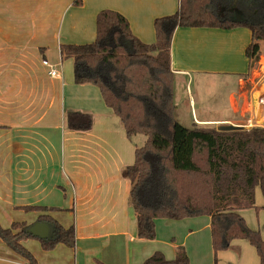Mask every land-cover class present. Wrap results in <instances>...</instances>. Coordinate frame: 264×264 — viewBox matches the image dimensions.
I'll return each mask as SVG.
<instances>
[{"label": "crops", "instance_id": "crops-1", "mask_svg": "<svg viewBox=\"0 0 264 264\" xmlns=\"http://www.w3.org/2000/svg\"><path fill=\"white\" fill-rule=\"evenodd\" d=\"M178 8L179 0H0V224L29 228L50 216L76 232L74 248L59 244L45 251L39 240H24L38 264H143L155 252L174 260L178 246L190 264H214L207 216L157 219L155 239H139L123 171L147 137L129 139L100 90L75 84L73 60H63L60 51L93 42L97 15L105 9L126 17L141 42L154 44L155 20ZM251 41L247 27L176 29L170 58L181 123L264 128V52L261 42L251 68ZM44 59L59 77L50 76ZM85 115L92 118L90 129L71 127L83 124ZM255 203L264 221L260 188ZM249 245L235 240L217 260L233 253L231 264H259ZM0 264L27 263L0 239Z\"/></svg>", "mask_w": 264, "mask_h": 264}, {"label": "trees", "instance_id": "trees-1", "mask_svg": "<svg viewBox=\"0 0 264 264\" xmlns=\"http://www.w3.org/2000/svg\"><path fill=\"white\" fill-rule=\"evenodd\" d=\"M236 13L242 15L241 21L236 20ZM179 27H247L252 41L246 56L252 68L264 42V0H179L176 13L155 20L156 42L151 45L132 33L126 17L105 9L97 15L95 40L62 45L61 57L73 60L75 84L100 90L129 139L138 134L147 137L145 145L136 148L134 163L123 171L131 183L129 204L137 218L139 239H155L157 219L207 216L216 262L233 241L246 240L255 248L259 264H264L262 233L252 229L243 216L245 210L257 209V188L264 196V128L219 131L196 124L188 127L177 119L170 50ZM84 117L83 124L71 127L90 129L92 118ZM38 222L51 226V239L28 234L24 223H13L8 229L0 224V239L27 264L38 262L23 245L26 239L39 240L45 251L59 244L75 247L73 226L65 228L50 216H41ZM143 264L190 261L185 248L178 246L174 260L155 252Z\"/></svg>", "mask_w": 264, "mask_h": 264}, {"label": "rangeland", "instance_id": "rangeland-1", "mask_svg": "<svg viewBox=\"0 0 264 264\" xmlns=\"http://www.w3.org/2000/svg\"><path fill=\"white\" fill-rule=\"evenodd\" d=\"M262 52H264V42H262ZM226 90V88H219L217 89V92L221 94V96L224 94V92ZM179 91V90H178ZM184 91V89H183ZM216 90L213 89V91H210L211 92H215ZM177 92V90H176ZM186 92V91H185ZM212 95V94H211ZM178 97V96H177ZM204 97L206 98L207 95H204ZM181 107L183 106L182 103L180 104ZM182 121V120H181ZM183 123V122H182ZM183 125H187V124H184ZM201 218H206L205 216H200ZM244 217H245V220L246 222L248 223V225L252 228V229H256V230H260L261 233H262V237L264 238V230H263V224H264V221L262 220L261 218V215H259L258 213H256V211L254 209H249V210H245L244 211ZM174 222H179V221H174ZM248 242V241H247ZM249 243V242H248ZM250 244V243H249ZM249 248L251 250H255V248L252 246V245H249ZM256 252V250H255ZM214 253V252H213ZM257 253V252H256ZM229 254H233V253H227L225 254L226 256L225 257H219V259L217 260V262L215 261V255H213V263L214 264H231V260H230V257H229Z\"/></svg>", "mask_w": 264, "mask_h": 264}, {"label": "water", "instance_id": "water-1", "mask_svg": "<svg viewBox=\"0 0 264 264\" xmlns=\"http://www.w3.org/2000/svg\"><path fill=\"white\" fill-rule=\"evenodd\" d=\"M236 16H237L236 19L237 21L242 20V15L240 13H236ZM241 128L244 127L228 125V126H220L217 129L219 131H232ZM27 233L41 240H48L51 239L53 236V231L51 229V226L46 222H36L27 229Z\"/></svg>", "mask_w": 264, "mask_h": 264}, {"label": "built area", "instance_id": "built-area-1", "mask_svg": "<svg viewBox=\"0 0 264 264\" xmlns=\"http://www.w3.org/2000/svg\"><path fill=\"white\" fill-rule=\"evenodd\" d=\"M43 64L50 68L49 74L51 77H53V78L59 77L60 73L53 67V65H51L49 63V61L47 59L43 60Z\"/></svg>", "mask_w": 264, "mask_h": 264}]
</instances>
